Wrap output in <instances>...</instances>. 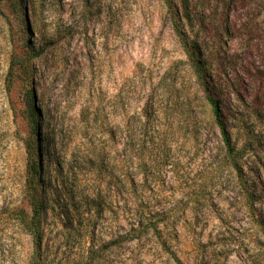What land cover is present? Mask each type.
<instances>
[{"label": "rangeland", "instance_id": "obj_1", "mask_svg": "<svg viewBox=\"0 0 264 264\" xmlns=\"http://www.w3.org/2000/svg\"><path fill=\"white\" fill-rule=\"evenodd\" d=\"M27 1L24 24L11 0H0V264H29L32 253L30 237L9 218L12 209L27 208L22 190L30 134L25 112L29 87L45 123L62 132L67 159L79 142L84 109L103 115L110 126L119 124L140 112L147 99L158 98L161 83L169 85L170 106L172 97L183 104L188 97L196 100V85L163 0ZM171 2L180 15L190 14L181 18L186 36L214 51L221 71L255 98L260 90L258 73L264 67V0ZM31 21L39 30L30 29ZM40 48L43 52L31 60L33 76L27 85L14 64L26 63L27 53ZM168 147L169 160L179 158L181 170H163L166 182L155 186L151 196L155 206L177 209L172 222L178 233L169 250L157 248L152 236L137 244H113L111 233L122 231L125 220L119 219L112 228L108 211L94 222L92 240H85L80 235L83 229L73 234L68 221L64 228L57 209L49 211L46 220L43 263L78 264L85 247L94 244L102 248L95 264H177L174 256L182 264H213L207 251L220 229L216 213L236 205L231 175L225 172L202 191L193 185L213 165L219 143L210 132L209 138L196 141L168 139ZM47 166L54 176L53 164ZM199 194L205 196L193 214V199ZM221 258L225 264H244L236 252Z\"/></svg>", "mask_w": 264, "mask_h": 264}, {"label": "trees", "instance_id": "obj_2", "mask_svg": "<svg viewBox=\"0 0 264 264\" xmlns=\"http://www.w3.org/2000/svg\"><path fill=\"white\" fill-rule=\"evenodd\" d=\"M163 1L196 85L195 101L188 97L183 104L172 97L170 106L166 101L171 93L169 85L161 83L158 98L147 99L140 112L119 124L110 126L103 115L84 109L80 114L83 126L79 142L67 159L62 151V132L45 123L33 88L26 90L30 134L25 143L22 193L27 208L12 209L9 218L31 239L29 264H44L45 224L49 211L57 209L64 228L68 221L73 234L83 229L80 235L85 240H92L94 222L108 211L112 228L119 219L125 220L122 231H112L113 244H137L152 236L157 240V248L169 250L178 233L177 224L172 222L177 209L157 207L151 196L155 186L166 182L163 170H181L179 158L169 160L168 139L196 141L209 138L210 132L215 134L219 148L213 155V165L193 187L202 191L213 179L229 173L236 205L216 213L220 229L211 237L215 243L208 255L213 264H225L221 257L230 251L243 256L244 264H264V67L255 81L260 90L255 98L248 97L221 71L214 51L186 36L181 18H189L190 14L180 15L171 0ZM11 2L25 24L28 1ZM36 24L31 21L30 29L39 30ZM34 50L27 53L26 63L14 64L18 65V78L27 85L33 76L31 60L43 52L42 48ZM47 162L53 164L54 176L48 173ZM204 196L199 194L193 199L191 213L198 212L197 202ZM62 200L64 203L59 205ZM84 251L78 264H95L102 256V248L94 244Z\"/></svg>", "mask_w": 264, "mask_h": 264}]
</instances>
